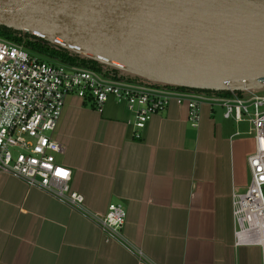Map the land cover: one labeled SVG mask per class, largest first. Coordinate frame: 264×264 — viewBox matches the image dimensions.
Returning <instances> with one entry per match:
<instances>
[{"label": "crops", "instance_id": "crops-1", "mask_svg": "<svg viewBox=\"0 0 264 264\" xmlns=\"http://www.w3.org/2000/svg\"><path fill=\"white\" fill-rule=\"evenodd\" d=\"M202 105L197 128L171 103L132 138L126 107L109 99L98 113L69 97L52 135L57 161L88 214L110 204L126 212L122 242L108 240L87 216L0 173V264H261L257 247L234 246L232 194L250 181L254 140ZM239 133V135H236Z\"/></svg>", "mask_w": 264, "mask_h": 264}, {"label": "built area", "instance_id": "built-area-1", "mask_svg": "<svg viewBox=\"0 0 264 264\" xmlns=\"http://www.w3.org/2000/svg\"><path fill=\"white\" fill-rule=\"evenodd\" d=\"M228 97L188 91L157 83L108 79L95 71L50 63L0 38V173L13 176L80 212L108 240L122 242L126 212L110 204L104 214H88L83 196L71 189L72 171L59 163L65 146L52 137L65 101H90L98 113L109 99L123 104L131 116L132 138L171 103L184 107L187 122L197 128L202 105L223 108V119L246 124L254 140L247 164L250 181L244 193L233 192L235 247H257L264 264V89ZM239 135V133H236ZM141 264H149L140 252Z\"/></svg>", "mask_w": 264, "mask_h": 264}, {"label": "water", "instance_id": "water-1", "mask_svg": "<svg viewBox=\"0 0 264 264\" xmlns=\"http://www.w3.org/2000/svg\"><path fill=\"white\" fill-rule=\"evenodd\" d=\"M0 26L152 83L264 89V0H0Z\"/></svg>", "mask_w": 264, "mask_h": 264}, {"label": "trees", "instance_id": "trees-1", "mask_svg": "<svg viewBox=\"0 0 264 264\" xmlns=\"http://www.w3.org/2000/svg\"><path fill=\"white\" fill-rule=\"evenodd\" d=\"M0 38L7 40L15 45H19L25 49L29 54L36 55L42 60H45L50 63H59L68 67H79L82 69L92 70L98 74L114 80H128L129 76L125 79L119 75V70L115 66L107 65L102 63L99 60H94L86 57L83 54H78L70 49L63 48L57 44H53L39 38L37 36L29 35L24 32H18L6 27L0 26ZM136 79H143L134 75ZM145 80V79H144ZM134 82V81H133ZM188 91L202 92L205 94L228 97L232 94L238 95L240 92H229V91H200V90H190Z\"/></svg>", "mask_w": 264, "mask_h": 264}, {"label": "rangeland", "instance_id": "rangeland-1", "mask_svg": "<svg viewBox=\"0 0 264 264\" xmlns=\"http://www.w3.org/2000/svg\"><path fill=\"white\" fill-rule=\"evenodd\" d=\"M119 75L122 76V77H124L125 79L130 75V76H129L130 79L133 80V81L136 82V83H142V84H149V83H152L151 81H148V80H146V79L144 80V79H136V78H133V77H135L133 74H129V75H128L126 72H123V71H120V72H119ZM157 84H159V85H163V84H160V83H157ZM252 91H255V92H253V93H255V94H261V93H262L261 90H252ZM243 97H244V98H248L249 95H248L246 92H244ZM241 126H242L243 129L248 130V127H247L246 124H243V125H241ZM53 134H54V133H53ZM56 158H58V156H56Z\"/></svg>", "mask_w": 264, "mask_h": 264}]
</instances>
